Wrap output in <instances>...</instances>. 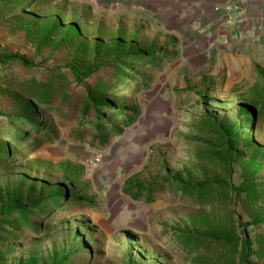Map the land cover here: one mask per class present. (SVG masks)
Instances as JSON below:
<instances>
[{
  "label": "rangeland",
  "instance_id": "374dc122",
  "mask_svg": "<svg viewBox=\"0 0 264 264\" xmlns=\"http://www.w3.org/2000/svg\"><path fill=\"white\" fill-rule=\"evenodd\" d=\"M242 2L44 0L21 13L0 8V143L3 134L14 135L6 121L24 114V107L30 119L46 123L27 135L26 145L1 146L18 161L0 164V214L8 204L28 205L53 192L92 198L84 204L65 199L59 210L49 207L27 223L0 216V264H264V222L257 221L264 220V174L256 184L260 196L249 201L228 192L196 206L166 188L145 203L122 191L136 173L146 180L220 174L206 157L211 120L229 129L249 124L252 138L239 146L250 142L246 157L256 153V161L264 162V118L246 115L254 70H230V32ZM71 22L79 33L61 39ZM45 28L51 29L47 38ZM115 47L123 55L149 57L127 62L132 72H116L106 64ZM13 53L32 66L2 60ZM72 61L79 71L94 61L96 70L76 78ZM43 83L50 88L45 105L36 97ZM95 86L98 100L128 109L126 116L136 111L129 124L113 120L104 142L92 138L89 122L76 136L83 102ZM67 164L83 167L78 181L69 180ZM232 168L238 185L241 168ZM194 227L236 238L189 255L173 233ZM244 230L256 251L250 257L241 250Z\"/></svg>",
  "mask_w": 264,
  "mask_h": 264
},
{
  "label": "trees",
  "instance_id": "16d2710c",
  "mask_svg": "<svg viewBox=\"0 0 264 264\" xmlns=\"http://www.w3.org/2000/svg\"><path fill=\"white\" fill-rule=\"evenodd\" d=\"M44 0H1L0 8H15L16 12H25L30 9H33L37 2H43ZM58 23V22H57ZM60 23V22H59ZM58 23V24H59ZM62 24V23H61ZM62 27V25H59ZM44 37L47 38V35L51 33L50 28L44 29ZM79 33L77 24L71 22L66 27H64L63 35L61 39H65V36H71V34ZM114 57L107 61V65L111 66L112 69L118 72L121 68H124V72H132L133 65L126 66L127 62H134V60L144 57H149L148 55H123L118 47H115ZM3 61L16 62L24 67L32 66V63L26 60L24 57H21L16 54L6 55L2 58ZM94 61L89 63L86 67L82 66V70L79 71L78 63L72 61L68 67H70L71 73L77 77H87L92 74L95 69ZM255 82L252 87L248 90L247 94L252 101V106L249 107L246 115L249 118L254 116L255 119L258 117L264 118V68L255 66ZM121 73L120 76H122ZM40 91L36 93V97L41 105H45L49 102L50 91L47 83L40 84ZM100 98L99 88L97 86L92 87L91 91L86 95V99L83 102L81 108V120H84V123L80 122L78 125V131L76 136H80L81 132L84 131L85 122L93 125L94 133L92 138H96L99 142H104L106 139V134L109 131H113V120H121L124 124H129L132 122L131 115L136 114L135 110H131L130 115L126 116V110L119 107L111 106L104 101L98 100ZM26 110L24 114L19 113L18 116L9 118L6 123L9 124L11 129L14 132V135L7 133L2 135L3 143H0V164L1 167L9 166L15 164L18 161L17 156L10 157L9 149L6 153H2L1 146L14 145V146H24L26 145L27 135L30 132L37 134L41 130H44L46 123L44 120L39 123L35 122L33 119H30L26 116L28 110L26 107L23 108ZM89 112H92L93 115L90 117ZM121 118V119H120ZM16 124V126H15ZM30 125L25 131H21L24 126ZM23 132V133H22ZM209 133L213 139L209 143V148L206 151V157L208 161L219 169L220 174H214L211 177L204 175L202 178H192L180 177V176H165L162 178L152 177L150 180L142 179L141 176L136 173L129 178H127L123 183L122 191L125 195L130 197L132 200H143L145 203H151L155 199V194L163 192L166 188L170 190H175L180 192L184 196V200L189 201L190 203L196 206H202L210 199L215 198L214 196L220 193H228L234 196V199L237 200L241 195L244 199L257 200L260 196V192L256 191V184L259 182V177L264 174V162H257L256 153H251L246 157L247 147L251 144L250 142L245 144L244 147H240L239 143L241 141L245 142L252 138L253 130L250 129L249 124L243 127H237L234 129H229L224 127L221 123L216 120L209 121ZM50 136H53V132L49 133ZM79 142V139H77ZM3 147V146H2ZM234 164H238L241 168V181L238 185H234L231 181L232 176V167ZM68 165V166H67ZM66 172L69 180L78 181L84 169L78 165L67 164ZM83 184V183H82ZM87 185L83 184V187ZM66 199V202L70 203H79L82 202L88 203L92 200L89 197H70L68 194L53 192L47 196L40 197L35 199L33 202L28 205L16 206L14 204H8L5 207V210L0 214L3 221L6 220H22L24 223H27L28 216L32 214H40L42 211L49 207H53L56 210H59L63 207L62 201ZM92 202V201H90ZM259 222H264V220H257ZM254 220V223H258ZM249 224V223H248ZM247 225V224H246ZM2 225L0 224V227ZM214 233L210 234L209 231L198 229L194 227L192 230L183 229L180 231H175L173 235L176 236V239L179 240V244L186 251V253L195 255L198 253H206L213 251L215 248H219L221 243H226L230 245L234 242L236 238L234 233H222L216 229H213ZM245 234L241 250L250 257L255 254L256 251L250 248V241L248 239V231L244 230ZM230 264H233L232 262ZM240 264H243L242 261Z\"/></svg>",
  "mask_w": 264,
  "mask_h": 264
},
{
  "label": "crops",
  "instance_id": "0c3cea01",
  "mask_svg": "<svg viewBox=\"0 0 264 264\" xmlns=\"http://www.w3.org/2000/svg\"><path fill=\"white\" fill-rule=\"evenodd\" d=\"M242 5L230 32V70L234 72L242 65L254 70L264 64V0H243Z\"/></svg>",
  "mask_w": 264,
  "mask_h": 264
}]
</instances>
